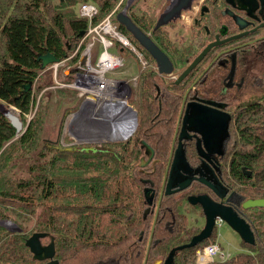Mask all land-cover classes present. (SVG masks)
Listing matches in <instances>:
<instances>
[{
    "label": "trees",
    "instance_id": "16d2710c",
    "mask_svg": "<svg viewBox=\"0 0 264 264\" xmlns=\"http://www.w3.org/2000/svg\"><path fill=\"white\" fill-rule=\"evenodd\" d=\"M94 1L99 2V13L94 18L97 23L121 0ZM78 3L0 0V103L17 108L23 124L28 122L18 133L0 110V220H11L20 228L11 231L0 225V264L39 263L26 245L34 232L49 233L42 239L43 244L54 237L58 264H154L200 231L189 225L188 214L181 210L187 196L201 190L200 184L164 194L161 199L159 196L186 82L169 83L153 67L143 71L132 100L138 109L136 131L127 141L104 142L103 150L98 152L80 147H45L50 103L43 106L42 101L27 121L36 106V92L52 85L51 80L44 81L39 55L50 52L64 59L88 29L89 20L73 9ZM129 10L134 22L149 31L151 17L140 9L133 11V6ZM114 20L154 62L117 16ZM154 40L171 57H180L182 68L196 55L180 53L163 27L155 31ZM73 73L65 76L67 81H72ZM29 83L33 88L22 91ZM69 89L73 88H60V94H64V100H75L70 108L76 111L82 98L69 95ZM251 111L254 115L241 116L239 139L234 146L237 155L229 173L222 177L224 185L239 197V203L264 198V106ZM143 142L155 150L146 165V160L142 161L146 157ZM32 157L28 176H20L17 168ZM38 210V227L28 231L23 221L30 220ZM237 211L249 223L255 242L242 241L246 251L208 264H264V208L241 210L239 205ZM216 233L217 229L198 245L178 250L174 264H196L198 251Z\"/></svg>",
    "mask_w": 264,
    "mask_h": 264
},
{
    "label": "flooded vegetation",
    "instance_id": "af4514ba",
    "mask_svg": "<svg viewBox=\"0 0 264 264\" xmlns=\"http://www.w3.org/2000/svg\"><path fill=\"white\" fill-rule=\"evenodd\" d=\"M172 1L170 0V4ZM133 3L134 0L129 8ZM181 18L182 21L185 20V28L188 31L186 35L181 34L180 37L179 31L175 32V23L179 18L163 28L173 25L171 29H166L175 48L180 53L185 52L188 55L193 53L192 56L196 54L194 59L210 43L225 41L236 35H241L211 48L203 60L180 83H176L179 75L194 59L182 68L179 63L180 57H171L167 53L174 63V71L170 74H161L158 71L155 58L153 57L154 62L150 61L139 49L144 55V65L140 75L146 69L153 67L169 83L174 82L177 85L183 82L187 83L179 104L174 133L168 149L165 176L159 194L160 199L166 194L165 180L168 178L177 151L181 150L185 155L186 163L179 165L178 168L182 172L186 170L192 173L194 177L191 184L184 190L197 183L201 185L200 191L187 196L184 203H187L189 207L185 208L184 212L189 215L198 211L204 217L206 225V215L202 205L190 203L189 196L207 194L215 202L230 206L238 215L239 205L241 210L254 209H244L243 201L239 203V197L224 185L222 177L223 173H229L234 163L233 159L237 155V148L234 146L239 139L241 116L254 115L255 111L251 110L264 106V0H195L190 8L182 12ZM151 19L153 22L155 21L154 17ZM158 19L159 17L154 27ZM153 29L151 32H146L151 33L154 39ZM197 68L198 70H196ZM131 86L129 84L130 97ZM123 105L122 103L117 107V111L113 109L116 106L111 107L107 111V119L119 114L123 116L124 113L133 115ZM131 106L138 114L137 107ZM186 114L191 122L184 124ZM123 122L118 117L116 120L112 119L111 128L109 127L111 133L122 136ZM225 123L226 128H224ZM113 125L116 126L112 128ZM196 128L202 129V133ZM143 147H145L146 157H143L142 161L146 160L143 162L146 165L153 159L155 150L150 146L153 152L151 150L147 152L148 147L144 145V142ZM152 153L153 157L149 160ZM199 178L205 179L212 185L220 182L226 188V194L221 195V187H218L219 190L216 192L208 183L199 181ZM239 216L243 218L241 215ZM221 222L222 220H217L215 229ZM246 223L249 225L247 221ZM251 231L253 232L252 229ZM242 241L241 239V244Z\"/></svg>",
    "mask_w": 264,
    "mask_h": 264
},
{
    "label": "water",
    "instance_id": "95a60500",
    "mask_svg": "<svg viewBox=\"0 0 264 264\" xmlns=\"http://www.w3.org/2000/svg\"><path fill=\"white\" fill-rule=\"evenodd\" d=\"M62 1H76V0H62ZM133 0H130L126 8H124L122 11L117 13V20L125 25V27L133 34V36L139 41V43L150 52V54L155 58L157 62V68L159 73L161 74H170L174 71V63L171 60V58L168 56V54L155 42L153 39V36L151 33H147L143 29H141L132 19L130 14L128 13V8ZM195 0H173L171 4L161 13L159 16V19L153 29V32L165 25H168L172 21L178 19L181 17L182 12L184 10H187L191 7L192 3ZM85 31L81 33V35H84ZM241 35H236L231 38H237ZM231 38L226 39L231 40ZM225 41H215L210 43L207 47L203 49V51L184 69V71L179 75L176 83H180L186 76L189 75V73L203 60V58L207 55V53L210 51L211 48L218 46L219 44L225 42ZM38 59L41 61V70L47 69L50 65L54 63H58L61 59L56 57L54 54L48 52L45 54H40ZM33 88V83L27 84L22 91H28ZM123 106H126L131 113L126 114L125 113L120 116H117L118 119L124 121L123 124L127 126L128 128L124 130L122 136H118L116 133H111V129H109L111 125V121L107 120V123L103 126V132L101 131L102 128L96 129V132L98 133V137H104L103 140H98L96 136H92L93 133H91V136L93 137L91 140L87 142H81L79 145L87 143L89 145H83L79 149L84 151H93L98 152L99 150H103L101 148L102 142H106L107 140H121L126 141L128 140L133 133L136 131L138 126V114L137 111L129 104L127 100L124 101ZM82 109V107H81ZM0 110L12 121L13 125L16 127L18 133H22L24 129V124L19 118L18 114L15 113V110H17L14 106L6 107L4 103H0ZM81 111V110H80ZM80 111H76L74 116H78L80 114ZM116 120V119H115ZM187 122H191L189 116L186 114L184 118V124ZM198 124H201L198 122ZM116 125H113L115 127ZM131 126V127H130ZM227 125L225 123L224 128H226ZM111 128V127H110ZM198 131H201L202 129L196 128ZM144 145L148 147V150H151L153 152V149L144 142ZM61 149H67V150H74L78 149V146H69V147H63L59 146ZM107 151V150H106ZM153 157V153L150 156L151 160ZM186 158L183 153V151L178 150L174 161L172 168L168 174V178L165 180L166 184V194H171L176 191H181L187 188L192 180L194 179L193 174L184 171L182 172L178 167L179 165L185 164ZM145 163H143L144 165ZM201 182H206L205 179L199 178L198 179ZM208 183V182H206ZM210 186H212L216 192H218V187H221L222 194L225 195L227 190L226 188L218 182L216 185H212L208 183ZM189 202L192 204H201L204 213L206 215V225L205 227L196 235L192 237L190 242L185 243L183 245L174 247L171 249L170 253L165 259H158L154 264H174L175 255L178 250H182L184 248L194 247L198 245L199 243L205 241L206 239H209L213 231L216 227L217 220L220 219L224 222H226L233 230H235L241 239L248 243L253 244L254 243V235L251 231L249 225L246 223V221L241 218L237 212H235L230 206L224 205L218 202H215L208 196L207 194H200V195H192L188 198ZM242 207L244 209L249 208H264V198H249L242 202ZM0 225L7 227L11 231L20 230L18 225H16L11 220H0ZM49 236V233L47 232H34L26 241V245L30 248L33 258L37 261H40L36 264H58V260L55 259L56 255V249H55V243H54V237L51 236V241L48 244H43L42 239ZM42 261V262H41ZM45 261V262H43Z\"/></svg>",
    "mask_w": 264,
    "mask_h": 264
},
{
    "label": "built area",
    "instance_id": "2783aa9c",
    "mask_svg": "<svg viewBox=\"0 0 264 264\" xmlns=\"http://www.w3.org/2000/svg\"><path fill=\"white\" fill-rule=\"evenodd\" d=\"M123 3L124 0H121L116 8L97 23L94 22V18L99 13L98 6L93 3L80 4L78 13L81 17L89 20L88 29L85 31V34L81 36L71 54L61 59L58 63H54L48 67L54 69L55 72V83L53 88L69 87L78 90V96L82 98L83 103L80 111L82 120L86 117L84 113H87L88 110L89 114H91L90 109L92 110L96 107H100L98 102L105 101L108 98H114L113 91L114 93L117 91L124 93L123 96L125 99L119 97L123 103L125 100L129 99V84L112 75L125 66V60L122 53L119 52L120 47H123L122 50L125 47H129L144 63L143 53L126 34L119 29L118 24L114 20L117 16L118 8H120ZM60 67H65V69L67 68L70 72L74 71L72 81L58 79L57 74ZM83 106H87V108L83 110ZM119 106H121V103L116 105V108ZM28 116L31 117V114ZM118 116H120V114ZM116 118L117 116H114L111 119ZM92 119L91 117L88 120L91 124L94 123ZM97 120H99V117ZM88 131L89 130H83L82 133L90 135L92 131ZM220 248L221 247L216 243L203 246L202 250L198 251L197 264H208L216 260H224L226 254Z\"/></svg>",
    "mask_w": 264,
    "mask_h": 264
},
{
    "label": "rangeland",
    "instance_id": "374dc122",
    "mask_svg": "<svg viewBox=\"0 0 264 264\" xmlns=\"http://www.w3.org/2000/svg\"><path fill=\"white\" fill-rule=\"evenodd\" d=\"M130 0H124V3L122 4V6L120 8H118V12L122 11L124 8H126V6L128 5ZM78 4H82V3H93V4H98L99 6V2H95L94 0H78ZM58 2L55 1L54 4L56 5ZM119 4V3H118ZM170 5V0H134L133 3V11H137V9H140V12H145L147 13L151 18L154 17L155 21L153 22L149 32L152 31L154 24L157 20V18L160 16V14L163 12V10L165 8H167ZM79 5H75V7L73 9H77ZM131 6V7H132ZM130 13V10L128 11ZM185 20L182 21V18L178 19L177 23H175V32L179 31L178 33H180V37L183 35L187 34V28H185ZM173 26V25H172ZM172 26H168L166 27L167 29H171ZM166 28H164L166 31H168ZM174 31V30H173ZM172 31V34H173ZM175 34H173L174 36ZM179 37V36H178ZM75 48L71 49L69 54H71L74 51ZM96 54V53H94ZM122 56L125 60V66L122 69H119L117 72L113 73L112 75L115 78L118 79H122L123 81L127 82L128 84L132 85V93H131V97L128 96V102L130 104H132V100L133 97L137 91V83L139 80V76L140 73L143 69V62L141 61V59L137 58V55L134 54V52L129 48V47H125ZM66 70V72L64 73V71ZM59 75L58 77H60V80H62L61 78H64L66 75L70 74V70H68L67 68H62L61 70H59ZM44 81H49L51 84L54 85V81H53V73L51 70H48V72L44 73ZM46 81V83H48ZM78 90L76 89H72L70 94L73 95H77ZM114 98L120 97L122 99H125V97L123 96L124 93L117 91L114 93ZM64 94H60V88H44V90H40L36 92V106L34 107V110L30 113L31 117L34 116L39 104L43 101V106L49 105L48 108V123L45 125L46 127V134L44 135V145L45 147H49L51 145H55V146H78L81 147L83 145H89L87 143L81 144L79 145L81 142H87L89 140H91L94 136L98 137V133L96 132V129L94 127L95 123H98V121L94 122V124H91L90 121H83L82 120V114L80 113L78 116H74L76 111H80L82 104L81 103V107L74 111V109L70 108L71 106H67V103L65 102L64 99ZM113 98V99H114ZM59 105V106H58ZM133 105V104H132ZM70 108L69 111H67ZM86 107L83 106V110L86 109ZM17 109V108H16ZM115 111H117V108L114 107L113 108ZM15 113H19L18 110H15ZM73 115V117H72ZM31 117H27V121H29L31 119ZM99 117V115H98ZM101 118H104V116H100ZM88 124L90 125H87ZM28 123V122H27ZM24 125V129L27 126ZM85 123V124H84ZM85 125V126H84ZM125 129H127V127H125ZM83 130H89L88 132L92 131V136L91 134L86 135V133H82ZM78 132V133H77ZM75 134V135H74ZM123 135V133H122ZM81 136V137H78ZM71 138V139H70ZM43 140V139H42ZM105 142V141H104ZM102 142L101 144L103 145ZM103 146H101L102 148ZM35 157H32L30 159H28V161H26L23 165H21L18 169L19 175L20 176H28V166L29 163L31 162V159H33ZM189 205L187 203H184L181 205V210L185 211V208H188ZM195 214H189V225L193 226V227H197L200 230L204 227L205 225V220L204 217L201 215V213H199L198 211L194 212ZM40 210H38V212L36 214H34L32 216V218L30 220L27 221H23L27 227H28V231L31 229H36L37 226V221L40 218ZM45 217V216H44ZM17 231V230H16ZM45 243V242H44ZM210 243H216L218 244L221 248V250H223V252L226 254L225 255V259L228 257V255H233L236 254L238 252L241 251H245V248L242 246L241 244V239L240 236L238 235V233L233 230L226 222L222 221L221 223L218 224V228H217V233L215 238H213L212 241H208L205 242V244L203 246H205L206 244H210ZM203 248V247H202ZM202 248L199 250L201 251ZM198 256V254H197ZM196 264H197V259H196Z\"/></svg>",
    "mask_w": 264,
    "mask_h": 264
},
{
    "label": "bare ground",
    "instance_id": "6f19581e",
    "mask_svg": "<svg viewBox=\"0 0 264 264\" xmlns=\"http://www.w3.org/2000/svg\"><path fill=\"white\" fill-rule=\"evenodd\" d=\"M119 103H123V101L121 99L116 98V99H106L105 101H100L98 102V105L100 106L99 108L96 107L95 109H90V112L91 114H89V110L87 113H84L86 115V117L83 119L85 121H88L91 117L93 118L92 121L93 122H96L98 121V123H95L94 127L95 129H100V127L102 128V132H103V126L104 124L106 123V114H107V111L111 108V107H114L116 105H118ZM98 115H99V120H97L98 118ZM91 116V117H90ZM100 116H104V118H101ZM108 120V119H107ZM85 124V123H84ZM94 124V123H93ZM87 125H88V122H87ZM85 126V125H84ZM125 125L122 126V133L123 131L125 130ZM78 133V132H77ZM75 135V134H74ZM81 137V136H80ZM82 138V137H81ZM98 140H103L104 137H98L97 138Z\"/></svg>",
    "mask_w": 264,
    "mask_h": 264
},
{
    "label": "crops",
    "instance_id": "0c3cea01",
    "mask_svg": "<svg viewBox=\"0 0 264 264\" xmlns=\"http://www.w3.org/2000/svg\"><path fill=\"white\" fill-rule=\"evenodd\" d=\"M62 68H65V67H60V69L59 70H61ZM48 70H51L52 71V73H53V81H54V83H55V72H54V69H52V68H47V69H45V70H43L44 72H43V75H44V73H46V72H48ZM60 72V71H59ZM59 72H58V74H57V77H58V75H59ZM66 72V70L64 71V73ZM71 73H73V72H70V74ZM58 79H60V77H58ZM62 80H66V78L64 77V78H61ZM47 88H53V84L52 85H50V86H48ZM69 90H72V89H69ZM78 94V93H77ZM69 100L70 101H67V100H65V102L67 103V106H71V103H73L75 100L71 97V98H69ZM75 104V103H74ZM73 105V104H72ZM59 106V105H58ZM80 107H81V105H80ZM79 107V108H80Z\"/></svg>",
    "mask_w": 264,
    "mask_h": 264
}]
</instances>
